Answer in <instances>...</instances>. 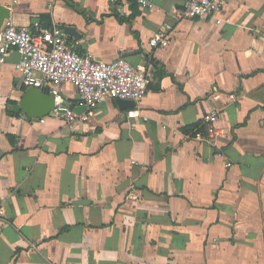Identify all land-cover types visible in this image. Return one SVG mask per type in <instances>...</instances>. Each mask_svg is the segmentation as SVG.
<instances>
[{
    "label": "crops",
    "instance_id": "1",
    "mask_svg": "<svg viewBox=\"0 0 264 264\" xmlns=\"http://www.w3.org/2000/svg\"><path fill=\"white\" fill-rule=\"evenodd\" d=\"M185 1L0 0L17 27L70 26L81 54L152 66L135 107L106 98L71 127L22 111L30 87L11 50L0 69V264H264V0H225L221 25L175 22ZM167 23L171 44L151 47ZM62 89L86 112L76 88ZM212 112L215 144L184 131L202 122L208 137Z\"/></svg>",
    "mask_w": 264,
    "mask_h": 264
},
{
    "label": "built area",
    "instance_id": "2",
    "mask_svg": "<svg viewBox=\"0 0 264 264\" xmlns=\"http://www.w3.org/2000/svg\"><path fill=\"white\" fill-rule=\"evenodd\" d=\"M225 0H186L182 7L173 12L175 22L212 17L217 25L224 20L218 15ZM141 7L152 10L153 0H138ZM174 24L167 23L149 40L153 48H167L173 39ZM78 43H72L60 28L53 27L33 31L20 28L11 19H6L0 29V69L6 64L11 50L18 52L20 58L16 69L27 87L41 90L49 89L55 100L51 117L68 126L86 122L93 115L94 108L106 98L126 99L138 102L148 93L152 80V66L149 60L132 64L124 57L112 62L96 60L92 54H81ZM76 88L86 112L79 113L67 101L63 85ZM136 112H130L135 115ZM218 114H208L204 122L209 124L208 137L196 130L195 138L215 144L221 133L215 127ZM44 122L45 119H41ZM222 156L221 153H218ZM227 166H231L228 163Z\"/></svg>",
    "mask_w": 264,
    "mask_h": 264
},
{
    "label": "water",
    "instance_id": "3",
    "mask_svg": "<svg viewBox=\"0 0 264 264\" xmlns=\"http://www.w3.org/2000/svg\"><path fill=\"white\" fill-rule=\"evenodd\" d=\"M10 11L6 6L0 5V28L5 21L9 19ZM67 35L73 36L75 39H79L81 34H78L75 28L70 26L60 27ZM120 109H129L135 107L136 102L133 100L117 99L116 100ZM22 111L31 118L43 119L49 116L55 109V100L51 94H47L43 90L30 87L23 97L21 102Z\"/></svg>",
    "mask_w": 264,
    "mask_h": 264
},
{
    "label": "trees",
    "instance_id": "4",
    "mask_svg": "<svg viewBox=\"0 0 264 264\" xmlns=\"http://www.w3.org/2000/svg\"><path fill=\"white\" fill-rule=\"evenodd\" d=\"M130 1H133V0H130ZM196 128H199L200 130L203 131L204 130V126L202 125V122H197V123H195L193 125H190L188 127L183 128V129L187 133H192L194 131V129H196Z\"/></svg>",
    "mask_w": 264,
    "mask_h": 264
}]
</instances>
